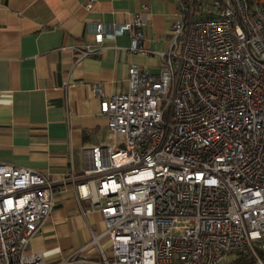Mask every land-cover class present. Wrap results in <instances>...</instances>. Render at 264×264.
<instances>
[{
  "label": "built area",
  "instance_id": "2783aa9c",
  "mask_svg": "<svg viewBox=\"0 0 264 264\" xmlns=\"http://www.w3.org/2000/svg\"><path fill=\"white\" fill-rule=\"evenodd\" d=\"M201 5L180 0L157 73L129 64L127 90L100 105L112 142L91 146L89 166L62 180L102 215L90 240L99 264H264V0ZM144 24L136 13L90 25L95 44L79 57L123 34L129 52L151 53ZM54 194L44 174L0 162V264L70 263L30 249Z\"/></svg>",
  "mask_w": 264,
  "mask_h": 264
},
{
  "label": "crops",
  "instance_id": "0c3cea01",
  "mask_svg": "<svg viewBox=\"0 0 264 264\" xmlns=\"http://www.w3.org/2000/svg\"><path fill=\"white\" fill-rule=\"evenodd\" d=\"M0 0V162L28 167L55 182V205L30 239L48 262L99 264L90 240L104 228L101 213L78 199L69 181L90 164L87 150L112 138L100 105L127 90L129 64L157 73L180 0ZM144 16L142 45L129 52V36L106 38L96 51L88 27ZM100 85V95L92 86ZM105 255L106 236L99 237ZM231 260V259H230Z\"/></svg>",
  "mask_w": 264,
  "mask_h": 264
},
{
  "label": "trees",
  "instance_id": "16d2710c",
  "mask_svg": "<svg viewBox=\"0 0 264 264\" xmlns=\"http://www.w3.org/2000/svg\"><path fill=\"white\" fill-rule=\"evenodd\" d=\"M208 1L209 0H203V5L207 4ZM203 5L200 6V9L203 7ZM205 16H211V14L210 13H207V15L205 14ZM231 262L233 264H243L244 263V259H243V257H236L233 260H231Z\"/></svg>",
  "mask_w": 264,
  "mask_h": 264
},
{
  "label": "rangeland",
  "instance_id": "374dc122",
  "mask_svg": "<svg viewBox=\"0 0 264 264\" xmlns=\"http://www.w3.org/2000/svg\"><path fill=\"white\" fill-rule=\"evenodd\" d=\"M233 258H234V255H230V256H229V259H233Z\"/></svg>",
  "mask_w": 264,
  "mask_h": 264
}]
</instances>
